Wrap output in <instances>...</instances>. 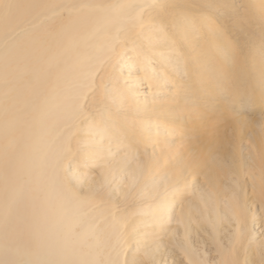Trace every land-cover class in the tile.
Masks as SVG:
<instances>
[{
    "label": "bare ground",
    "instance_id": "bare-ground-1",
    "mask_svg": "<svg viewBox=\"0 0 264 264\" xmlns=\"http://www.w3.org/2000/svg\"><path fill=\"white\" fill-rule=\"evenodd\" d=\"M263 114L264 0H0V264H264Z\"/></svg>",
    "mask_w": 264,
    "mask_h": 264
},
{
    "label": "rangeland",
    "instance_id": "rangeland-1",
    "mask_svg": "<svg viewBox=\"0 0 264 264\" xmlns=\"http://www.w3.org/2000/svg\"><path fill=\"white\" fill-rule=\"evenodd\" d=\"M264 115V114H263ZM257 117V116H256Z\"/></svg>",
    "mask_w": 264,
    "mask_h": 264
}]
</instances>
